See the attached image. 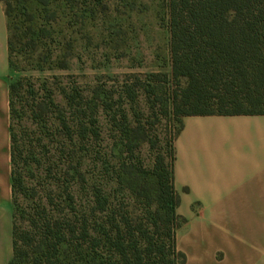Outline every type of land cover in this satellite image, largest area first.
Wrapping results in <instances>:
<instances>
[{
    "label": "trees",
    "instance_id": "obj_1",
    "mask_svg": "<svg viewBox=\"0 0 264 264\" xmlns=\"http://www.w3.org/2000/svg\"><path fill=\"white\" fill-rule=\"evenodd\" d=\"M0 2L9 53L13 19L24 23L35 44L50 39L54 25L76 7L82 18L89 13L88 0ZM168 9L176 84L171 108L163 99L149 101L146 116L138 99L141 91L154 90L137 78L123 81L117 99L107 91L91 96L77 83L63 85L56 75L39 87L11 80L9 264H185L177 248L185 219L177 212L174 143L186 116L264 115V0H169ZM101 112L115 134L103 135ZM169 114L177 128L168 149L144 165L139 145L158 142L148 126Z\"/></svg>",
    "mask_w": 264,
    "mask_h": 264
},
{
    "label": "crops",
    "instance_id": "obj_2",
    "mask_svg": "<svg viewBox=\"0 0 264 264\" xmlns=\"http://www.w3.org/2000/svg\"><path fill=\"white\" fill-rule=\"evenodd\" d=\"M8 40L0 2V264L14 256ZM174 147L185 264H264V115L186 116Z\"/></svg>",
    "mask_w": 264,
    "mask_h": 264
},
{
    "label": "rangeland",
    "instance_id": "obj_3",
    "mask_svg": "<svg viewBox=\"0 0 264 264\" xmlns=\"http://www.w3.org/2000/svg\"><path fill=\"white\" fill-rule=\"evenodd\" d=\"M96 1L88 0L86 17L82 18L81 7H76L75 13L54 25L50 39L35 44L25 35L24 23L13 19L12 80L28 79L39 87L41 80L56 75L63 85L77 83L91 96L107 91L117 99L123 81L137 78L154 90L150 95L141 91L138 99L146 116L150 114L149 101L163 99L171 108L176 84L171 75L169 0ZM99 118L105 137L116 133L109 117L101 112ZM152 122L148 133L158 137V142L152 147L148 140L143 141L137 152L149 167L155 152L167 151L177 128L171 114Z\"/></svg>",
    "mask_w": 264,
    "mask_h": 264
}]
</instances>
